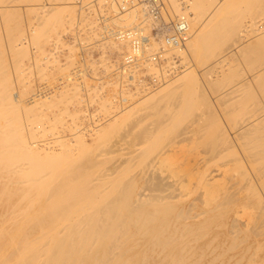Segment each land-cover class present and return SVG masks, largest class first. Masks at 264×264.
I'll return each instance as SVG.
<instances>
[{"label":"bare ground","instance_id":"obj_1","mask_svg":"<svg viewBox=\"0 0 264 264\" xmlns=\"http://www.w3.org/2000/svg\"><path fill=\"white\" fill-rule=\"evenodd\" d=\"M13 1L0 0V264L264 261V0H160L165 23L187 18L184 47L151 36L160 22L146 0H80L82 12L106 4L122 21L141 17L124 36L147 34L146 50L161 43L183 66L190 55L219 74L199 81L186 66L155 90H121L131 102L112 120L70 138L45 135L88 79L77 60L47 74L54 53L43 61L29 46L62 42L58 25L75 0L26 4L37 26Z\"/></svg>","mask_w":264,"mask_h":264},{"label":"rangeland","instance_id":"obj_2","mask_svg":"<svg viewBox=\"0 0 264 264\" xmlns=\"http://www.w3.org/2000/svg\"><path fill=\"white\" fill-rule=\"evenodd\" d=\"M63 1L64 0H60V1L59 0H23V1L15 0L13 2H10L9 4H14V5L18 4L17 7L20 8V10L22 11L21 17L24 20L25 25L29 24L28 18L30 19V17H31L32 25L37 26V24H38L37 18H36L37 15L33 14L32 16L29 17V15L26 13V7H27L26 4L30 5V4H38V3H42V2L43 3L48 2L50 4L52 2V5L54 4V6H58L61 3H63ZM76 1H77V3H76ZM2 3H5V2H0V4H2ZM48 3H47V5H48ZM80 3H81L80 0H75V3H73V4H75L77 6L71 7V9H68V11H66L63 14V18L61 21L62 23H60L58 25V27L60 26L58 28V30H59V34H61V40L63 39L62 42L56 43L55 40L50 38L51 40L47 41L43 46V48H45L44 51L37 48V47H33V45L29 46V50L31 51V53H33V56L35 57L37 55V57L39 56L40 58H43L42 59L43 61L47 60V56L49 58H51L50 57L51 53H54L53 55L55 56L56 59L54 57L51 58V60H54V62H51V63L49 62V65H48V63H46V64L44 63V65H43V67L46 66L45 71L47 72V74H49V73H50V75L58 74L59 71L57 68L59 66L64 67V66H67L70 62H72V60H77L79 62V76H81V77L83 76V77H85V79H88V81L85 80V84H83V86H82L83 88L81 87V89L79 91L80 92L79 93V103H77L76 101L75 102L72 101V103L69 102L71 104L68 103V107H70L71 110L73 109L71 111L68 108V110L71 111V114L69 115V113L67 111H64L62 113L63 117L65 118L63 124L60 122H57L56 125H58L59 123L60 124L58 126H56V128L54 129L53 132L52 131L47 132L45 135L46 138H49V137L51 138L53 136L54 137L57 136L60 138H62V136L65 138H67V137L70 138L71 137L70 135L72 133H74L75 131L79 130V133H82V131H86V129L88 127H92L94 124H96L97 122L99 123L100 121H102L101 122L102 124L99 123V125L105 126L110 120L113 119V116L116 113L115 111H117L119 109V107L121 108L122 106H125L131 102L128 99H126V100L122 99L123 96L121 95V93L123 91H121V90H124L125 88H120V90H117L118 86L116 84H117L118 78L111 75V72H112L111 70L114 69L118 65V63H120L122 61V59L124 58V55L126 53H129L132 51L131 47H129V46H131V42H134L137 37L139 38V36H138L139 32H137V34L131 36L130 38H128L127 36H124L123 33H125V31L127 32L128 29L139 28L138 26H140V24H138V23L140 22V20L142 18L138 17L137 19L132 20L133 22L131 20H128V19L122 21L118 17L120 15L122 16L123 13H118L119 11H116V10L108 7V5L106 6V4L101 6L100 9H99L100 5L97 4L98 6L90 7L89 8V10L91 9L90 11L88 10V8H86L85 12L84 11L82 12L81 11L82 9H80L81 8ZM105 9H106V11L114 13L115 16L112 17V24L114 26H117L119 28V31H120L118 34L114 35V37H111L108 39H107L105 33H103L102 27H101L100 22H99L101 15L104 14V12H106ZM39 11H41V9H39ZM189 14L193 15L192 10H189ZM78 19H80L81 22L78 21ZM246 20H247L248 24H250L252 17H250V19H246ZM133 24L135 27L133 26ZM136 24H138V25H136ZM151 24L152 25H150L151 27H149V31L151 32L150 33L151 36H153L152 26H154L155 22H151ZM63 25H64V27H63ZM126 25H128V26H126ZM93 28H96L95 31L92 30ZM73 33L74 34L79 33L78 34L79 36L77 37V35L75 36V35H73ZM18 35H20L19 32H18ZM54 35H56V33ZM72 38H75V39L79 38V39L74 40ZM112 39H114V40H112ZM155 39L159 40L157 38H155ZM105 40H107L106 41L107 43L105 42ZM129 48H130V50H129ZM21 59L23 60V64H25V66H28L32 58L27 57V56H23V58H21ZM193 61L194 60H193V58H191L190 55L185 56V54H184L183 62L185 63V65L183 68H187L189 66L192 68L194 67L193 69H195L196 74L197 75L199 74V76H200V77L197 76L199 81H203L205 79V77H207L208 75L209 76H216V74H219V72H218L219 67H216V69H214L213 71L211 70L210 71L211 73H202L204 70H202L200 68H202L203 65L198 64L196 62L193 63ZM66 63H67V65H66ZM197 64L200 67H198ZM56 65H57V67H56ZM195 66H197L198 68ZM53 70H54V73H53ZM80 71H81V73H80ZM84 72H85V74H84ZM37 74H38V69L35 68L33 70V72L29 74L30 76L28 75L29 76L28 78L33 79L32 82H33L34 86L38 85L39 78H38ZM80 74H82V75H80ZM204 74H205V76H204ZM108 75H110L109 76L110 81H109ZM111 76H113V79H111L112 78ZM92 77H94V78H92ZM200 78H201V80H200ZM102 80H104V81L102 82ZM97 83H99V84H97ZM113 84L116 85L115 88H113L115 86ZM103 85H106V86L108 85L110 87H106V86L104 87ZM91 86L94 88V91H92ZM97 88H99V89H97ZM208 89H209V87H208ZM36 90H38V89H36ZM151 90H153V89H151ZM124 91H131V92L136 93L135 89L134 90H131V89L126 90L125 89ZM138 91H140L141 93H146V91H149V90L138 89ZM138 91H137V93H138ZM88 93H90V94H88ZM90 96H91V98H90ZM56 98H58V97H56ZM113 99H114V102H113ZM91 100H92V102H91ZM104 100L105 101L107 100V101L105 102ZM109 101L111 104H109ZM118 101H119V103H118ZM115 102H117L116 104L118 107L116 106V104H113ZM75 106H77L80 110L79 111L80 117H77L78 122L76 121V118H73V112L77 108ZM71 107H74V108H71ZM107 109L110 112H108ZM51 110H53V111H51ZM56 110H57L56 106H51L48 113L50 115H53V113ZM57 111H58V113H61V109L57 110ZM65 112H67V114ZM110 116H111V118H110ZM221 116H223V115H220V118H221V120L224 121V119ZM72 118L75 119V122L73 121ZM76 122H77V124H76ZM58 128H59V130H58ZM80 128H82V129L80 130ZM58 134H59V136H58ZM85 139L89 142H91V140H92L91 136H89V135H87L85 137ZM259 264H264V261L260 262Z\"/></svg>","mask_w":264,"mask_h":264},{"label":"built area","instance_id":"obj_3","mask_svg":"<svg viewBox=\"0 0 264 264\" xmlns=\"http://www.w3.org/2000/svg\"><path fill=\"white\" fill-rule=\"evenodd\" d=\"M146 1L148 2L151 14L160 22L159 25L152 26L153 37L159 39L162 36L169 47H184L188 37L187 18L184 16L178 18L179 16L177 15L175 20L172 19L170 22L165 23L160 17L161 10L164 8V6L159 5L160 0ZM113 16H115L114 13L106 11L99 19L103 33H105L107 38H111L119 33V28L112 24ZM129 34L130 32L127 35L130 36L131 34ZM147 45L149 47L148 35L141 34L140 38L131 42L132 51L126 53L122 61L111 70V75L118 78V90L120 88L131 90H136L137 88L140 90L155 89L166 80H169L176 73L175 70L179 71L184 67L181 64V57L176 53L172 55L166 53L163 44H159V47L146 50ZM149 64L154 65L157 70L152 71L149 68ZM174 64L178 68L170 67Z\"/></svg>","mask_w":264,"mask_h":264}]
</instances>
